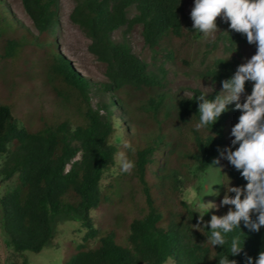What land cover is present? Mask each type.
I'll use <instances>...</instances> for the list:
<instances>
[{"label": "trees", "instance_id": "16d2710c", "mask_svg": "<svg viewBox=\"0 0 264 264\" xmlns=\"http://www.w3.org/2000/svg\"><path fill=\"white\" fill-rule=\"evenodd\" d=\"M22 3L38 34L20 26L0 1L4 45L0 60L13 58L27 45L51 48L55 64L45 68V75L62 116L42 117L35 128L20 129L10 110L0 104V156L12 144L2 174L5 179L17 175L15 189L0 199L2 231L11 248L17 253H40L52 245L58 225L70 220L81 221L89 229L88 243L96 236L90 211L129 198L136 212L135 183L142 211L129 224L127 244L102 236L96 247L83 245L65 264H165L168 259L176 264H219L237 235L243 251L229 259L238 264H247L248 257L257 259L264 251V227L257 233L241 221L240 229L226 235L223 247L213 246L207 243L210 223L206 222L209 227L203 233L194 230L191 225L199 219L181 198L183 186L193 183V168L205 172L220 148L239 147L232 145L231 130L242 113L233 103L213 126L197 128L199 117L194 116L199 114V95L205 93L195 90L182 96L165 90L167 70L150 69L125 41L113 38L120 28L140 25L154 59H161L163 44L186 45L191 38L203 36L185 22L183 0H75L71 20L91 39L89 51L106 65L108 80L96 87L59 58L53 36L59 0ZM227 26L238 43H248L245 34L231 30L230 22ZM241 64L221 62L204 76L222 88V81L230 79ZM253 86L254 82H246L245 94L251 95ZM92 91L98 97L95 106ZM219 93L215 90L207 99L214 100ZM116 111L121 113L119 124L128 146L113 143ZM120 152L133 163L132 173L123 172L102 190L101 181ZM225 160L227 185L246 187L248 181ZM230 208L234 206H220L221 217Z\"/></svg>", "mask_w": 264, "mask_h": 264}, {"label": "rangeland", "instance_id": "374dc122", "mask_svg": "<svg viewBox=\"0 0 264 264\" xmlns=\"http://www.w3.org/2000/svg\"><path fill=\"white\" fill-rule=\"evenodd\" d=\"M9 10L11 17L20 26L27 29L31 35H37L33 22L25 12L22 0H0ZM195 0H183L182 8L186 17L185 22L193 26L191 11ZM75 0H59L57 25L54 31L55 46L61 62L70 66L76 74L87 80L96 87L107 81L106 65L100 62L90 51L92 41L88 35L71 20V14L75 8ZM135 14L133 9L130 18ZM217 28L209 35L191 38L186 45L163 44L166 49L161 59H154L151 49L145 44L142 35V26L136 25L129 29L127 26L116 30L113 38L118 42L125 41L141 60L149 64L150 69L156 71L160 66L167 70V88L165 90L179 95H192L195 90H201L211 95L214 91L223 89L205 78L210 69H218L221 62L231 63L234 60L246 63L257 52L256 44L238 43L230 33L227 22L223 17L217 19ZM227 32V33H225ZM27 39H25L26 41ZM28 41V40H27ZM4 49L0 43V50ZM172 51L174 55L168 56ZM52 49L49 47L25 46L17 50L16 56L11 59L0 60V104L7 107L18 122L19 128H35L41 118H56L60 115L58 102L52 94L49 83L46 81L45 68L53 67L54 59L51 56ZM187 61V63H185ZM92 91V103L95 106L96 98ZM112 96V93H107ZM102 96V95H101ZM247 94H242L241 103L246 102ZM117 132L113 140L116 145H127L123 130L119 124L121 113L115 112ZM62 115H60L61 117ZM129 125V123H127ZM131 125V123H130ZM9 151L0 156V199L12 192L17 183V175L5 179L2 170L11 154L12 144ZM226 148H220L209 160L205 172L196 168L191 171L193 183L183 186L181 198L195 211L207 212L206 208H198V204L214 203L219 210L212 209L204 216V222H210L212 215L221 216L220 206L227 186L225 166L226 160L220 152ZM122 153V152H120ZM226 155V153H225ZM80 158V155L77 159ZM216 159L220 164H214ZM223 168L215 170L210 168ZM132 173V169L128 171ZM134 172V171H133ZM119 157H115L113 165L106 172L101 181V189L105 190L114 178L121 175ZM224 185V186H222ZM137 210L134 213L132 206L124 198L123 200L106 203L103 207L90 211L92 227L96 236L86 243L89 229L78 220H70L58 225L52 245L40 253L15 252L5 238L0 222V264H65L82 247H96L102 236H110L117 244L126 245L129 235V224L134 216L142 211L141 197L136 193L137 187L133 184ZM219 192V196L212 195ZM130 195V194H129ZM127 195V196H129ZM138 202V204H137ZM134 213V214H133ZM199 219V213L195 212ZM165 264H176L168 259Z\"/></svg>", "mask_w": 264, "mask_h": 264}, {"label": "clouds", "instance_id": "9594fccd", "mask_svg": "<svg viewBox=\"0 0 264 264\" xmlns=\"http://www.w3.org/2000/svg\"><path fill=\"white\" fill-rule=\"evenodd\" d=\"M219 17L230 22L231 30L245 34L249 44L257 45L256 54L238 66L230 79L222 81L223 90L214 100L207 99L208 94L199 95V114L194 116L199 117L197 128H203L213 126L228 111L230 104L235 103L236 110L242 113L239 122L231 130L234 137L232 145L239 147L235 151L229 147L221 151L220 155L240 171L248 183L246 187H232L231 183L222 185L227 191L221 206L232 205L234 208H230L222 217L212 215L209 222L211 231L207 235V243L223 247L226 235L234 229H240L241 221L250 231L257 233L264 227V0H195L191 19L196 33L207 36L218 30ZM248 81L254 82L252 93L246 97V102L240 103ZM117 156L121 170L130 171L133 163L123 153H117ZM214 164L219 165L220 160L216 159ZM209 167L223 171V168ZM212 195L219 196V192H213ZM197 207L208 211H195L199 213V223L191 227L203 233L209 227V223L204 222V216L214 208L219 210V206L202 202ZM253 214L256 215L255 220L252 218ZM243 247L240 237L234 236L228 255L222 254L219 264H238L236 260L229 259V256H238ZM247 264H264V251L255 260L248 257Z\"/></svg>", "mask_w": 264, "mask_h": 264}]
</instances>
